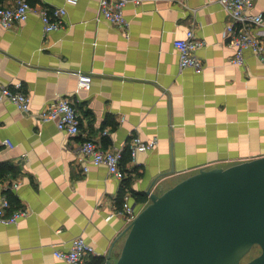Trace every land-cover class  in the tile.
<instances>
[{"label":"crops","instance_id":"0c3cea01","mask_svg":"<svg viewBox=\"0 0 264 264\" xmlns=\"http://www.w3.org/2000/svg\"><path fill=\"white\" fill-rule=\"evenodd\" d=\"M32 6L65 7L66 16L64 27L48 34L36 14L0 29V86L21 84L31 100L29 113L0 105V163L16 170L2 181L19 183L11 192L28 210L17 224H0V264H65L54 253L77 237L95 250L87 264L93 258L106 264L116 241L115 262L129 226L125 195L138 213L149 203L148 190L160 195L200 169L264 157V63L251 52L243 66L232 63L235 49L225 34L232 19L215 0L131 2L124 10L128 30L98 19L99 0ZM251 13L264 17V0H254ZM187 31L203 42L196 50L200 72L179 66L174 42ZM251 33L264 45V25ZM79 74L91 76L90 90L79 89ZM62 98L78 113L77 136L37 118ZM135 136L158 144L125 161ZM85 139L122 150L123 181L102 165L83 172L76 155Z\"/></svg>","mask_w":264,"mask_h":264},{"label":"water","instance_id":"95a60500","mask_svg":"<svg viewBox=\"0 0 264 264\" xmlns=\"http://www.w3.org/2000/svg\"><path fill=\"white\" fill-rule=\"evenodd\" d=\"M149 203L106 264H264V157L200 169ZM258 246L261 253L243 263Z\"/></svg>","mask_w":264,"mask_h":264},{"label":"built area","instance_id":"2783aa9c","mask_svg":"<svg viewBox=\"0 0 264 264\" xmlns=\"http://www.w3.org/2000/svg\"><path fill=\"white\" fill-rule=\"evenodd\" d=\"M222 10L230 16L231 23L225 27V34L229 44L235 49L232 63L237 66L244 65V53L251 52L264 63V45L252 33L251 27L264 25V17L261 13L252 14L254 0H215ZM138 3L139 0H99L98 19L105 20L113 26L128 30L129 23L125 18L124 10L129 3ZM67 4L75 5L77 0H66ZM31 14H36L42 23L44 33L58 31L64 27L66 8L54 7L52 9L41 8L37 10L26 0H18L12 6L0 7V29L8 30L15 25L27 21ZM203 46V42L195 39L193 31H187L184 39L176 40L174 47L179 52V66L183 69H192L195 72L203 70V61L197 56L196 50ZM79 89L90 90L91 76L78 75ZM8 101L20 112L29 113L31 107L30 97L22 91L21 84L14 87L0 86V105ZM37 118L41 123H54L58 131L71 136L80 134V120L78 113L69 99H59L47 109L40 111ZM8 148L12 149L10 141H4ZM156 139L143 141L140 137H132L128 142V152L131 158L138 153H146L156 148ZM83 166V172L89 171V165L105 166L108 173L119 181L125 179V172L121 166L123 152L121 149L103 148L99 143L83 140L76 155ZM19 183H5L0 181V190L4 194L0 198V224H17L19 220L28 216V210L23 207L12 209L8 199V193L15 191ZM130 224L137 212L130 204V197L124 196L123 211ZM94 248L83 237H77L71 241L70 247L64 252H55L57 259L65 264H87L89 257L95 256Z\"/></svg>","mask_w":264,"mask_h":264},{"label":"trees","instance_id":"16d2710c","mask_svg":"<svg viewBox=\"0 0 264 264\" xmlns=\"http://www.w3.org/2000/svg\"><path fill=\"white\" fill-rule=\"evenodd\" d=\"M26 1L29 4H31V5H35L38 2V0H26ZM0 6H2L1 5V0H0ZM125 155H126L125 161L130 160L131 156H130V154L128 152V148H127V150L125 152ZM121 166L123 167V164H121ZM15 171H14L13 167L10 164H8V163H0V181L6 179L8 177H12V176L16 175ZM127 184H128V182L125 181L124 182V187H123V189H122V191L120 193V197L121 198L123 197L124 191L127 188ZM140 198H141L140 196H137V199L140 200ZM8 199H9V201L11 203L12 209H17L19 207L18 200L12 193H8ZM89 264H104V259L103 258L102 259L101 258H93L91 260V262H89Z\"/></svg>","mask_w":264,"mask_h":264},{"label":"rangeland","instance_id":"374dc122","mask_svg":"<svg viewBox=\"0 0 264 264\" xmlns=\"http://www.w3.org/2000/svg\"><path fill=\"white\" fill-rule=\"evenodd\" d=\"M261 253V250L258 246H255L251 252L244 258L243 263L249 262L250 260L254 259Z\"/></svg>","mask_w":264,"mask_h":264}]
</instances>
